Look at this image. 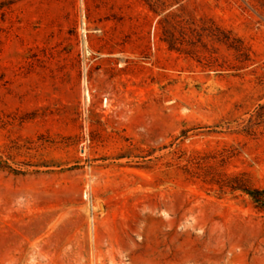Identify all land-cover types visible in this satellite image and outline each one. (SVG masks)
Segmentation results:
<instances>
[{"label": "rangeland", "instance_id": "rangeland-1", "mask_svg": "<svg viewBox=\"0 0 264 264\" xmlns=\"http://www.w3.org/2000/svg\"><path fill=\"white\" fill-rule=\"evenodd\" d=\"M155 1L0 0V264H264V0Z\"/></svg>", "mask_w": 264, "mask_h": 264}, {"label": "trees", "instance_id": "trees-1", "mask_svg": "<svg viewBox=\"0 0 264 264\" xmlns=\"http://www.w3.org/2000/svg\"><path fill=\"white\" fill-rule=\"evenodd\" d=\"M147 3L150 5V7L158 14H163L164 13V8L162 4H157L155 0H146ZM169 0H167L168 3ZM174 4L171 5L169 4H163L165 5L166 8H171L172 6L175 5H182L183 0H170ZM221 28L215 27L213 29V26H210V30L213 31L212 37H215L218 41L220 42H225V43H232L233 39L229 35V33L225 32L224 30H220ZM246 193L250 196L252 201L256 204L257 207L264 208V188H256V189H249L246 190Z\"/></svg>", "mask_w": 264, "mask_h": 264}]
</instances>
